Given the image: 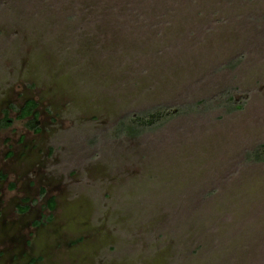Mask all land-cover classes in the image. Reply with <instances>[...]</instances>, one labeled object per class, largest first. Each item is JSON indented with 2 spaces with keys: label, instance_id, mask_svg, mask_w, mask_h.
Masks as SVG:
<instances>
[{
  "label": "rangeland",
  "instance_id": "374dc122",
  "mask_svg": "<svg viewBox=\"0 0 264 264\" xmlns=\"http://www.w3.org/2000/svg\"><path fill=\"white\" fill-rule=\"evenodd\" d=\"M261 145L264 0H0V264H264Z\"/></svg>",
  "mask_w": 264,
  "mask_h": 264
},
{
  "label": "trees",
  "instance_id": "16d2710c",
  "mask_svg": "<svg viewBox=\"0 0 264 264\" xmlns=\"http://www.w3.org/2000/svg\"><path fill=\"white\" fill-rule=\"evenodd\" d=\"M230 92H228L229 94ZM227 94V93H226ZM224 95V100L221 102L223 104L229 103L232 110H240L242 106L235 101L233 96L227 98V95ZM200 104H205L202 102ZM38 108V104L34 100H28L23 108L20 110L19 119H27L33 117L37 119L38 112L36 109ZM196 110V107H191L190 111ZM173 116V113L170 109L166 107H155L152 109H148L139 113H131L125 117H123L116 126V133L120 137L124 136H141L147 131H151L158 127L165 125ZM5 127L10 125V121L5 119L3 122ZM248 160L254 163H264V145L259 146L253 152L249 153ZM0 177L4 178V176L0 173ZM50 210L55 208L54 200L50 201L49 205Z\"/></svg>",
  "mask_w": 264,
  "mask_h": 264
},
{
  "label": "flooded vegetation",
  "instance_id": "af4514ba",
  "mask_svg": "<svg viewBox=\"0 0 264 264\" xmlns=\"http://www.w3.org/2000/svg\"><path fill=\"white\" fill-rule=\"evenodd\" d=\"M36 111H37V109H36ZM24 211H27V208H25Z\"/></svg>",
  "mask_w": 264,
  "mask_h": 264
}]
</instances>
